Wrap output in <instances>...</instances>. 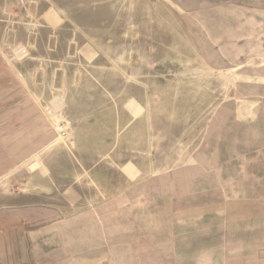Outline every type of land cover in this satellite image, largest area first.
Segmentation results:
<instances>
[{
  "label": "rangeland",
  "instance_id": "1",
  "mask_svg": "<svg viewBox=\"0 0 264 264\" xmlns=\"http://www.w3.org/2000/svg\"><path fill=\"white\" fill-rule=\"evenodd\" d=\"M199 13L0 0V212L45 206L70 220L129 206L134 216L107 218L130 221L116 241L154 242L163 264H202L209 246L218 264L219 208L264 177V115L252 110L264 90L250 88L248 57L206 55L217 49ZM231 219L226 239L249 256V221L234 237Z\"/></svg>",
  "mask_w": 264,
  "mask_h": 264
},
{
  "label": "crops",
  "instance_id": "2",
  "mask_svg": "<svg viewBox=\"0 0 264 264\" xmlns=\"http://www.w3.org/2000/svg\"><path fill=\"white\" fill-rule=\"evenodd\" d=\"M174 9H181L186 17L199 13L197 16L202 25V37L209 41V50L217 49L215 53H207L219 57L249 58L250 88L264 90V0H162ZM187 19V20H189ZM193 25V20H189ZM263 93V91H262ZM261 100L252 102V110L256 107L257 117L264 115V94ZM249 197L245 200H233L219 208V219L223 233L218 249L223 251L218 264H264V177H250ZM238 179H233L237 185ZM138 194V198H140ZM130 199L129 194L123 199ZM239 203V204H238ZM226 205V204H225ZM231 206V207H230ZM114 209V204H108L104 213L91 211L70 220L60 218L59 210L45 209V206L27 209H15L0 212V264H163L162 246L146 244L144 240L114 239L116 231L120 235H129V222L117 226L112 224L111 216H134L130 214L129 206ZM118 211V212H117ZM99 217L105 218L101 225ZM234 223V237L237 226L249 221V232L253 240L249 246V256L244 255L246 248L241 243L230 245L225 236L227 218ZM98 218V219H97ZM128 223V225H124ZM239 223V224H238ZM260 237L261 240H258ZM223 242V243H222ZM230 245V246H229ZM203 254L202 264H212L214 255L210 247ZM228 249H233L232 254ZM247 249V248H246ZM245 250V249H244ZM231 254V255H229Z\"/></svg>",
  "mask_w": 264,
  "mask_h": 264
}]
</instances>
